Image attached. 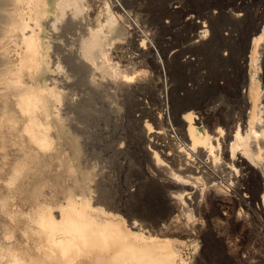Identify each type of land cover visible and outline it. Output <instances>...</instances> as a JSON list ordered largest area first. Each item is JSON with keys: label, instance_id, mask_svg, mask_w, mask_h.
Returning <instances> with one entry per match:
<instances>
[{"label": "bare ground", "instance_id": "bare-ground-1", "mask_svg": "<svg viewBox=\"0 0 264 264\" xmlns=\"http://www.w3.org/2000/svg\"><path fill=\"white\" fill-rule=\"evenodd\" d=\"M119 1H0L3 2L2 12H6L0 23L5 24L13 36L17 34L15 48H22V66L34 70L28 78L35 84L23 88L13 101L12 109L7 111L8 118H16L15 124L7 123L8 129L12 128L13 156L0 177L9 187V193L15 189L14 196V193L22 195L21 192L25 195V198L18 197L26 202L28 209L22 218L26 225L24 234L30 232L29 245L33 246L34 240V251L48 264H187L180 254V246L196 245L203 238L198 264H264V95L260 83L253 76L249 83L245 77L237 81L235 98L240 107L237 114L234 110L233 113L232 110L227 112L228 109L224 111L222 103L217 104L227 96L223 97L222 92H230L234 87L231 75H227L230 82L224 87L217 78L211 82L200 81L196 72H189L190 63H180L177 56L163 62L150 55L154 77L149 78L145 70L138 71L137 64L147 62L141 59L135 63L131 55L138 51L144 56L143 48L150 42L144 34L139 36L140 46L136 44L134 53L129 51L130 42L124 43L130 60L121 65L118 60L128 56L116 58L119 56L113 45L121 42L120 39L132 41L135 38L132 28L125 25L123 16L119 15ZM126 2L121 1L124 6ZM241 16L237 15V22L243 20ZM64 19L60 30L57 24ZM247 23L250 26L251 23ZM259 24L252 31L246 30L244 45L243 41L230 38L232 36L220 41L213 36L210 42L202 43L199 50L211 55L215 44L224 43L237 52L247 45L246 54L249 49L250 55H246V62L250 59V67L256 68L258 50L264 43V23ZM202 25L204 37L208 30L205 23ZM55 31L78 32L67 65L80 76L91 71L93 82H97L95 90L101 89V103L109 108L101 111V122L108 127L102 125L107 134L103 136L105 149L112 152L110 160L122 170L127 164L135 175V180L125 181L124 189L117 187L119 193L101 180V190L93 196V202L88 201L87 196L83 199L71 196L55 205L48 202L46 187H39L37 183L39 172L31 176L25 186H14L23 174L25 158L30 157L35 163L38 160L31 150L32 145L46 151L52 147L51 125L49 119L46 122L45 119L60 118V126L64 120L67 123L63 129L68 126L64 114L67 115L73 104L61 95L67 101L63 105L60 96L63 91H59L62 87L57 88L58 79L55 77V82L52 77L53 67L58 66L55 63L58 60H52L54 56L50 51L55 48L52 46L55 40L50 39V36L57 37ZM110 47L116 57L109 52ZM218 64L212 61L210 65L215 76L219 73ZM40 79L43 85L36 84ZM77 82L82 83L83 79ZM243 84H248L245 93L241 92ZM49 97L56 102L54 106ZM113 104H123L125 114L112 112ZM11 111L15 114L12 117ZM38 112L43 113L45 119L39 118ZM122 158L124 163H120ZM9 193L7 198L1 197L0 202L3 207H9L11 217L15 213L11 202L13 204L17 198ZM203 208L205 218L201 220L197 215L196 218L195 212ZM221 211L226 213L221 215ZM218 224L227 227L229 238L223 243H214V239L213 244L208 243L211 239L208 231L217 229ZM17 253L8 252L9 259H6L4 251L0 250V264L27 263L20 257L19 250Z\"/></svg>", "mask_w": 264, "mask_h": 264}, {"label": "rangeland", "instance_id": "rangeland-1", "mask_svg": "<svg viewBox=\"0 0 264 264\" xmlns=\"http://www.w3.org/2000/svg\"><path fill=\"white\" fill-rule=\"evenodd\" d=\"M2 1L5 2L6 0H2ZM121 1L122 0L117 2L119 9L121 10V11L118 10L120 13L119 15L123 16L122 18H124L123 22L125 23V25L129 26L130 29L132 28L131 34L133 33L134 34L133 38H135L134 39L135 41L120 39L121 42L119 43L116 42L115 45H113V47L115 48L113 47L112 48L114 49V52H116L115 50H117L116 55L118 54L117 56L119 57H116V55H114V52H112V49L110 47L111 50H109V52L111 54L113 53L112 54L113 57L119 59L120 57L122 58L125 57V55L128 56L125 57L126 59L124 58V60L117 59L118 61H120L121 65L128 64V61L130 60V53L128 54V52L129 51L133 53L136 52L135 51L136 44L137 46L138 45L140 46L141 37L139 36L144 34L145 36L148 37L150 41L147 42V44L143 48L144 51L142 50L143 51L142 53L145 57L141 56L142 54L137 53L138 52L137 51L135 53L136 55L135 54L133 56L131 55V60L134 59V62L137 63L141 61V59L142 60L144 59L147 62V64L140 65L138 63L137 68L138 71L141 70L147 71L146 74L149 78L154 77V75L156 76V73H154V70L151 68L152 67L150 63L151 60L159 58L161 61L165 62L166 59L169 58L173 59L174 56H177L178 57L177 61H179L180 63H184V64L190 63L191 70H189V72H196L199 76L198 79L200 81L211 82L214 81V78H217V81H219L221 86L224 87L226 84H228V82H230L227 75H231L232 77L231 83L234 86L231 88V91L232 89H234L233 90L234 92L233 91L224 92V93L222 92L223 97L225 95L227 96L223 98L224 100L222 99L223 101L219 102L218 100L217 103L218 105L222 103L224 111L228 109L230 111L227 110V112L231 113L232 110V113L234 111H235L234 113L237 114L239 113L240 110L238 109L240 107L238 106L239 103L236 101L235 98L237 95V91H235L236 90L235 88L237 85L236 83H238L237 81L240 82L244 77L247 83H249L250 76H253L254 79H256L260 83L262 95H264V51H263L264 43L262 44V46L259 47L260 49L258 50L259 60L256 68L250 67V59L249 61L246 62V55L247 56L250 55L248 54L250 52V51L248 52L249 49H247V54H246L245 48L247 47V45H245L246 47L243 46V48H240L241 53H239L240 50H238V52L236 50L232 51L233 49L225 46L224 43H221L222 45H216V44L213 45V47H211L212 50L211 55L210 53L207 54V52L204 53L202 50L201 51L199 50L200 45L202 43L210 42L213 36L214 37L216 36V38L219 41L224 40L223 37L226 38L230 36H232L230 37L232 39L241 40V41L246 39L245 35L247 34L246 33L247 31L249 30L252 31L253 29H255L258 23L260 24L264 23L263 21L264 0H126L127 2L125 3L126 4L125 6L123 3H121ZM2 3L3 2H0V6ZM119 3L122 5H120ZM89 4L90 3L88 2L87 5ZM3 13L6 14V12H2V9L0 7V17H1L0 20L2 19V16H4ZM237 15H242L241 17L243 18V20L237 22L236 21ZM63 21H65V19L58 22L57 25L59 29ZM248 21L251 23L250 26L247 23ZM197 22H201L200 23L201 25H199L198 23L199 25L198 26ZM202 23H205V25L207 26L206 29L208 30V34L204 35V37L202 36L203 35L202 32L205 29L201 27L203 26ZM240 24L242 27L240 26ZM0 28H1L0 29V54H1L0 55V177H1L2 174H4V172L8 169L10 159L13 156V148H12L13 146H12V140L10 138V131H12V128L11 130H9L7 123L9 122L12 124L14 122L15 124L16 118L12 117L15 115L14 111H11L10 114L12 118H8L9 117L7 115V113H9L7 112L8 108L12 109L13 101H15L18 95L24 90L23 88H25L26 86L28 87L32 86L35 83H31V81H29L30 79L28 78L31 72L34 71L32 70L33 68L30 69L25 65L24 68L22 66L23 65L22 48L21 49L15 48V44L18 45V43H16V41L18 42L16 36L17 34L13 36L12 33L8 30L9 28L3 23L2 24L0 23ZM61 34L62 33L60 31H55L54 36L56 35L57 37L55 36L56 38H54L53 36H50V39L52 41L55 40L52 43V46H54L55 48H52L53 50H50L52 51V56H54L53 57L54 59L52 58V60L54 62L56 60L59 61V62L58 61L55 62L56 64L58 63L57 64L58 66L55 64L57 66L56 69L54 68L55 66L53 67V70L55 71L54 73L57 74L56 76H54L55 74H53L52 77L53 79L55 77L56 80L58 79L57 82L54 79L57 88L62 87L59 89V91L61 90L60 92L63 91L60 94V96L62 95L63 98L65 99L67 98L68 100L67 99L66 100L69 101L71 105L73 104L72 108L75 109L73 110L71 108L69 111L70 113L68 112L67 115L64 114V117L68 118V126L67 127L65 126L64 130L67 133L71 134L75 139H77L79 143L81 150V159H82L81 164L83 169H85V171L88 173L90 178L91 193L90 195H88V191H86L85 194L87 195V200L93 202V200L95 201V198L93 196H97L98 191L101 190V180L103 183H106L110 188H114V189L116 188V192H117L119 191L117 187L121 186L120 188L124 189V186H126L125 181H128L129 179H130L129 182L131 181V179L135 180L134 178L135 175L134 173H132V171L130 172L132 168L130 167L131 169H128L129 166H127V164H125L126 167L123 169L124 172H122L123 171L122 168H120L119 165L117 166L116 162L110 160L112 159L110 158L112 152L107 151V148L105 149L103 138L105 137L106 133L104 130L105 128L108 127H106L105 124L101 122L102 121L101 115L103 114V112L101 111L103 109L106 108L109 109V108L107 106H103L101 103V89L97 91L95 90V87H97L96 86L97 82L95 81H94L95 83L93 82L92 80L93 75L91 74V71L89 72L86 71L87 73L84 72L83 75L80 76L79 73H77L76 69L72 68L69 64L67 65L68 57L72 55L71 52H74L73 48H75V44L77 42L76 40L78 37L77 36L78 32L73 31L72 33L62 34V35ZM125 42L127 43L130 42L129 51H127L126 54H125L126 47L125 46L123 47V45H125L124 44ZM245 42L246 41H243V45L245 44ZM57 46H58L57 48L58 50L56 49ZM163 50H166V52L163 53ZM122 54L124 56H121ZM150 55L156 57L152 59ZM139 56H141V58ZM136 57L137 58L139 57L138 59L140 60H138ZM211 57L212 58L214 57L213 58L214 60ZM209 59H211L213 62L218 61L219 63L218 65H220L219 73L217 72V76L213 74V71L210 67V65H212V61H209ZM121 62L124 64H122ZM57 68H61V69H57ZM41 71L42 72L44 71L43 73H45L44 69H41ZM151 72L153 73V76ZM88 76L91 77L89 78ZM80 78L83 79L82 83L77 82V80H79ZM36 84L43 85V80L42 79L38 80V83ZM246 85L243 84V87L245 88L241 86L242 93L246 92ZM19 89H21V91ZM64 94H69V95H64ZM48 99H50L51 101L50 103L53 104L54 106L56 102L51 97H49ZM65 99L62 100L64 106L67 102L65 101ZM113 105L114 108L111 109V111L113 110L112 112L114 113L121 112L125 114L126 109L123 104L120 105L113 104ZM64 106L62 107V109H64ZM53 119L56 120L58 123H60V118L57 119L56 117H53ZM66 123L67 122L64 120L63 125H66ZM102 125H104L105 127L104 129ZM102 133L104 135H102ZM23 140L28 142L25 139V137H23ZM32 148L33 149L31 150L34 153V155L39 154L41 151V156L38 158L36 163L35 161L30 160V157L25 158L26 165L23 166V174L21 175L20 179L14 184V186H17L18 184L25 186V184L30 181L31 176H33L35 173L39 172L43 174L47 172L46 170L47 156H45L44 154V152L47 151L36 145L35 146L32 145ZM123 160L124 159L122 158V161ZM110 161H112V163H109ZM120 163H124V161ZM73 166L75 168H78L79 164L73 161ZM57 167L58 164L55 163L51 168L52 171H55ZM78 171L79 170H77V173ZM125 174L127 175L129 174V175L127 176ZM123 175H125V177L127 178H125ZM62 178L63 180H65V183L68 186V191H67L68 194L72 193L73 195L78 196L80 194V188L82 186L80 188H77L76 191L74 192L75 187L73 185V180L72 179L68 180V178L65 177V175H62ZM78 178L80 184H83L81 182L83 181L82 178L80 176ZM2 179H6V178L3 177ZM0 187L2 188L0 192V198L3 196L7 198L9 193L8 192L9 187L1 179H0ZM44 190L47 191V196H49L50 200H48V202L52 201L54 205L58 204L60 201H64V196H66L67 194V193L65 195L59 194V197H57L58 200H56L55 198L51 200L52 193L49 192L47 188H45ZM13 191H11L9 194L11 195ZM14 194L15 196L12 194L11 197L14 196L17 199L13 201V204L11 202L12 210L15 212L12 215L13 218H11L12 216L11 217L8 216L9 207L8 206L3 207L0 202V250L4 251V254L6 255V259L8 258L7 257L8 252L18 254L17 252L19 250L20 257L23 256L22 260H25V262H27V263L24 262L25 264H35V263L48 264L46 263V261L43 262L40 259V256H38V252H35L36 243H34V240L32 241L35 246L33 244H32L33 246L29 245L30 243L28 242L31 240L27 241V238L29 237L28 235L30 234V232L28 235L24 234V232L26 231L25 230L26 225L23 223L22 216H23V212H26L27 208L25 206L27 205L26 202H22V200L19 197H24L25 195L22 192H21L22 195H18L17 193ZM26 201L27 203H30L29 199L28 200L26 199ZM201 211H196L195 216L197 215L198 218L202 220L205 218L204 208ZM220 213L221 215H223L226 212L221 211ZM15 215L17 216V218L14 217ZM218 226L217 229L215 230L213 229L211 232L208 231L207 236L209 235L208 237H211V239L207 241L208 243L211 242V244H213V239H214V243L217 242L223 243L225 239L227 240V238H229L228 237L229 232L226 229L227 227L221 226L219 224ZM215 238H218L219 240H215ZM28 239H30V237ZM203 242L205 241L203 240V238H201L198 240V243L196 245L180 246L179 248L180 254L182 255V257H184L182 259L187 264L199 263V257L201 256L200 253H202V249L204 246ZM20 253L23 255H21Z\"/></svg>", "mask_w": 264, "mask_h": 264}, {"label": "crops", "instance_id": "crops-1", "mask_svg": "<svg viewBox=\"0 0 264 264\" xmlns=\"http://www.w3.org/2000/svg\"><path fill=\"white\" fill-rule=\"evenodd\" d=\"M48 107H50L49 102H48ZM50 111H51V107H50ZM39 112H38V115H39L38 117L41 119H45L43 116V113H39ZM47 120H48V122H50V125H51V129H50L49 133L52 137L51 138L52 139L51 140L52 141V147H50V150H48L47 152H44V154H45V156H47V159H48L46 162L47 163L46 166L47 165H49V166H47V169H46L47 172L43 173V176L41 175V173L38 174V176L36 177L37 183L39 182L38 183L39 187H42V185H44L47 189L50 187L48 189V191L52 192V199L55 198L56 200H58L57 197H59V194L65 195L66 193L67 194H66V196H64V200H66L68 197H71V196H73L75 198H81L82 197V199H83L87 196L85 194L86 191H88V194L90 193V178H89L88 173L85 171V169H83L82 164H81L82 159H81V150H80L79 143H78L77 139H75L71 134L67 133L60 126V124L56 120L53 119V116L45 119V122ZM36 155L38 156L37 158H39L41 156V151H40L39 155L38 154H36ZM54 158H55V160H53ZM73 161H75V163L79 164L78 168H75L73 166ZM56 162L58 164V167H57L58 170L55 169V171H51L52 166ZM77 170H79L78 171L79 174L77 173ZM47 173L49 174L48 176L46 175ZM62 175H65V177H67L68 180H70V179L73 180V185L75 187L74 192L76 191L77 188H80L82 186L80 188V194L78 195V197H76L72 193L68 194V192H67L68 186L66 185L65 180H63ZM79 176L82 178L83 181H81V182L83 184H80V181L78 178ZM42 177L45 179H43ZM41 178H42V180H40ZM53 178H54V180H53ZM55 180H57V182H59L60 184H58ZM53 188H54V190H53ZM40 190L42 192L41 188H40Z\"/></svg>", "mask_w": 264, "mask_h": 264}]
</instances>
